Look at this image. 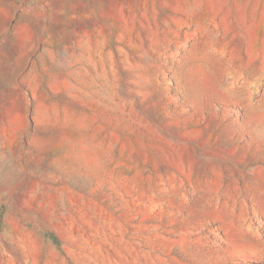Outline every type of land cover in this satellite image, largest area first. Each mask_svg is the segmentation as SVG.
<instances>
[{
  "label": "rangeland",
  "instance_id": "1",
  "mask_svg": "<svg viewBox=\"0 0 264 264\" xmlns=\"http://www.w3.org/2000/svg\"><path fill=\"white\" fill-rule=\"evenodd\" d=\"M0 264H264V0H0Z\"/></svg>",
  "mask_w": 264,
  "mask_h": 264
}]
</instances>
